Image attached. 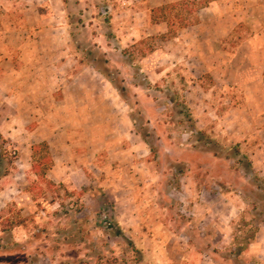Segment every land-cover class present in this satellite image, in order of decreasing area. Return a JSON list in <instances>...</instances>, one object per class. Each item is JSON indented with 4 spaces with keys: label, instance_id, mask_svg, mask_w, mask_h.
Returning <instances> with one entry per match:
<instances>
[{
    "label": "rangeland",
    "instance_id": "1",
    "mask_svg": "<svg viewBox=\"0 0 264 264\" xmlns=\"http://www.w3.org/2000/svg\"><path fill=\"white\" fill-rule=\"evenodd\" d=\"M180 1L0 0V39L40 54L23 77L36 108L20 118L58 145L68 135L74 162L57 180L56 153L33 145L32 213L0 212L1 245L19 252L1 260L264 264V0ZM83 65L78 92L65 79ZM3 151L7 175L19 150L1 137Z\"/></svg>",
    "mask_w": 264,
    "mask_h": 264
},
{
    "label": "crops",
    "instance_id": "2",
    "mask_svg": "<svg viewBox=\"0 0 264 264\" xmlns=\"http://www.w3.org/2000/svg\"><path fill=\"white\" fill-rule=\"evenodd\" d=\"M156 1L158 2V0H148V2L151 3L149 6V10H152V8L160 4L154 3ZM159 25L160 24H153V26L156 27L157 30L158 28H160ZM160 29H162V27ZM0 30H2L1 25ZM26 42L27 39H19L17 37L12 47L11 45H9V42L5 41L4 39H0V134L4 139L8 140L19 150L20 157L16 162V168L13 169L12 172L8 173L7 175L0 176V212H2L10 203L16 202L21 207H23V209L21 210L23 216H26V214L28 213H32V205H29V203L27 202L29 196L26 192V189L28 184V174H34V172L32 170V163L28 162V160L26 159L28 157L31 158L34 144L42 140H46L50 148L56 153L54 156V164L48 171V173H51V175L56 176L57 171L61 166L64 167L62 168V170H66L65 168L67 167L73 168L74 166V162L71 163V144L69 143L70 138L68 139V135H66L65 137L62 136V138H64L65 140L60 145H58V143L55 141V138L58 134H55L56 131L54 129L48 128V134H42L39 133L42 125L37 126V128H29L28 121H23L20 118L21 110L31 111L35 110L36 108V103L33 101L31 92L29 90L25 91V88H23V85H28V82H25L23 77L26 76L27 73H29L27 74L29 78L32 77L31 72L33 73V68H36L37 66L36 62L35 65H33V60L34 58L35 60L37 58L39 59V57L36 56H39L40 54L37 53V55H34L30 50H28ZM16 48L23 49V52L18 57V59H21L20 61H17V59H15L8 53L11 50L14 51V49ZM62 65L63 66L59 68V70H62V73H60V76H56L55 79L57 80L59 77L62 79L64 77V74L66 76V73L68 71L69 63L67 62V60ZM23 71L29 72L23 73ZM91 73V67L83 65L81 68H78L76 74L72 75L74 81L69 78L65 80L67 81V83H73V89L79 92L81 91L80 83H82V80L86 77L87 74ZM76 81L77 83L75 84L74 82ZM82 88L85 89L83 86ZM50 95L51 96L48 97V99H46L44 103H50V99H54V94L52 93V91ZM58 103L61 104L64 102L59 101ZM37 104L39 105V103ZM59 149H62L63 152L67 153V159L70 162L67 163L66 166H64V164L62 163H58L56 159L58 157L57 153ZM56 178L57 180L60 179V177L57 176ZM61 180L65 181L67 179H64L62 177ZM2 219L3 217H0V256H13L15 254H19V252L1 245L3 244L2 242L4 241V234L6 233L4 231V228L2 227ZM23 227L24 226H22L21 224L16 226V228L19 230H21V228ZM16 240V242H20L22 239L16 237ZM255 251L258 252L259 250ZM259 254H263L264 257V249L262 252L259 251ZM25 262L27 263V260ZM40 262L41 264H57L56 262H54V260H51L48 257L41 258ZM0 264L15 263L0 259Z\"/></svg>",
    "mask_w": 264,
    "mask_h": 264
},
{
    "label": "trees",
    "instance_id": "3",
    "mask_svg": "<svg viewBox=\"0 0 264 264\" xmlns=\"http://www.w3.org/2000/svg\"><path fill=\"white\" fill-rule=\"evenodd\" d=\"M196 0H182V1H180V2H178L179 4H183V5H189V6H193V5H195V2ZM211 1H209V3H210ZM208 3V4H209ZM175 5H178V4H176L175 3ZM166 6V5H165ZM173 6H174V4H173ZM206 6V5H205ZM164 7V6H163ZM162 9H165V7L164 8H162ZM164 15H163V17L161 18V20H160V18L159 19H157V20H154L155 22H157V21H167L168 22V17L166 16V11L164 10V12H162ZM197 20V19H196ZM185 26H187L185 23L183 24H181V27H185ZM102 73V72H101ZM104 75V74H103ZM106 76V75H105ZM107 79H109L108 77H107ZM109 81L110 82H112V83H114V81L115 80H113V78L112 79H109ZM117 86V85H116ZM119 88V90L122 92V91H124L125 90V87H118ZM143 136H145L144 134H143ZM2 136H1V134H0V138H1ZM3 138V137H2ZM44 144L47 146V148H49L48 146V144H47V142H44ZM151 150L153 151L154 150V147L153 146H151ZM33 149H34V147H33ZM6 154H7V152L6 151H3V153H0V168H1V166L3 165V161H4V159H5V157H6ZM48 158H49V160H50V166H49V168L53 165L52 163H53V161H52V159H51V157H50V155H49V153H48V156H47ZM35 172H36V170H35ZM4 175L5 173H2L1 171H0V175ZM46 173H44V175H45ZM46 176V175H45ZM10 229V228H9ZM4 231L6 232L7 231V228H5L4 227ZM120 235L121 234H123V232L122 231H117ZM12 236H8V237H6V240L7 241H11L12 240ZM130 244L133 246V243H131L130 242ZM242 249V247L241 248H238L236 251H234L232 254H231V256L232 257H235V256H240L241 254H242V252L240 251ZM135 251H137L136 249H134Z\"/></svg>",
    "mask_w": 264,
    "mask_h": 264
}]
</instances>
